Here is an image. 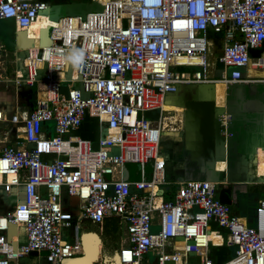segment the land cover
I'll list each match as a JSON object with an SVG mask.
<instances>
[{"label":"built area","instance_id":"built-area-1","mask_svg":"<svg viewBox=\"0 0 264 264\" xmlns=\"http://www.w3.org/2000/svg\"><path fill=\"white\" fill-rule=\"evenodd\" d=\"M91 1L102 9L61 16L48 28L50 43L28 47L23 58L13 51L14 73L5 81L34 87L36 97L30 110H0V125L10 127L0 135V194L15 199L0 212V264H18L33 251L45 264H63L82 252L81 220L110 218L124 232L121 264H264V197L249 224L219 200L218 182L168 181L161 146L176 128L162 106L178 86L264 83L249 74L264 69V0ZM49 6L0 0V21L11 18L22 31L40 14L49 17ZM212 35L221 43L210 70ZM184 57L193 61H176ZM5 63L0 43L1 69ZM86 116L98 129L97 148L76 133ZM229 119L220 115L221 126ZM259 151L264 146L255 150L256 175ZM128 163L137 164V179L124 177ZM64 193L77 199L76 217L64 209ZM68 228L72 240L64 237ZM219 246L234 253L216 263Z\"/></svg>","mask_w":264,"mask_h":264},{"label":"water","instance_id":"water-1","mask_svg":"<svg viewBox=\"0 0 264 264\" xmlns=\"http://www.w3.org/2000/svg\"><path fill=\"white\" fill-rule=\"evenodd\" d=\"M60 8L66 12L78 10L82 15L90 10H101L99 2L91 4L82 2H72L68 4H50L49 9L44 11L52 20H57L60 16ZM69 14V13H64ZM1 36L9 38L20 58L25 57L26 49L32 45V41L27 38V31H17L14 28L13 19H4L0 22ZM43 43H50L48 29H44ZM21 67V65H20ZM241 84L233 83L226 86V95L223 105L216 104L215 83H193L180 85L173 93H167L165 104L176 105L183 108L180 137L184 148L182 155L191 158L192 162L186 173L177 177V180H210L218 182V197L222 203L231 205L233 192L238 184H260L264 185V175L249 176L248 164L252 159L255 164L253 149L251 153L243 154V159H238L237 148L233 136L234 120L240 113H252L257 115V121L263 124L264 121V83L250 84L249 92L240 91ZM60 92H67V86H60ZM249 97V98H248ZM227 113L230 119L226 127L221 126L219 116ZM93 129L86 130V124ZM94 118L85 117L83 125L76 133L83 138L92 141L93 148H97L98 129L94 124ZM264 128V127H263ZM29 147L32 145L29 144ZM115 150V149H114ZM224 161L225 168L216 170V162ZM245 177L240 178L241 174ZM256 174V173H255ZM15 225L10 226L7 231L8 237L13 233ZM226 232V230H224ZM24 240V239H23ZM21 240V241H23ZM217 256L216 263L222 262L230 256V248L219 246L212 251ZM37 255L36 251L30 253ZM86 255V254H85ZM74 258V259H81ZM102 262V258H101Z\"/></svg>","mask_w":264,"mask_h":264},{"label":"crops","instance_id":"crops-1","mask_svg":"<svg viewBox=\"0 0 264 264\" xmlns=\"http://www.w3.org/2000/svg\"><path fill=\"white\" fill-rule=\"evenodd\" d=\"M48 2L49 4H68L74 2L73 0H43ZM78 0H75V2ZM64 15H72L70 14H64L60 13V16ZM3 34V31L0 30V43H2L3 38L6 39L5 36H1ZM259 54L258 50L251 49L250 55L251 57H257ZM14 56L9 54V56L6 58V63H5V68L1 69L0 68V74L3 80L0 81V110L3 111V113L6 116H11L14 114V112H21V111H26L30 110L34 106L35 102V88L34 87H28L27 85L20 84L17 85L12 81H8L5 79H10L13 76L14 73V63L13 60ZM181 61L177 62H184L183 58H179ZM188 61L192 60L190 58H185ZM193 61V60H192ZM196 61V60H194ZM8 71V72H7ZM262 83L260 79L258 78L257 81L255 82H244V83H239L241 84L239 88L240 91H243L246 93L249 92V85L250 84H256V83ZM218 83V82H217ZM219 84V83H218ZM220 85V84H219ZM222 86V85H221ZM222 88V87H221ZM33 90V91H32ZM223 93L225 94V90H223ZM169 111L171 112V108L173 105L166 104ZM182 118V117H181ZM180 118L179 113L170 114L167 113L165 122L172 123L176 125V128L174 131H166L163 136H162V151L163 155L166 158L167 161V166H166V176L168 181H173L177 180V177L180 175H183L186 173L188 169H186L187 166H189L192 162L191 158H185V156L182 155V149L184 148L183 146V141L180 137V131L182 130L183 123ZM257 115H254L252 113H240L238 117L234 120V127H233V136L235 140V145L237 148L238 154H236L238 159H243L244 155L243 154H248L252 152L255 156V150L258 147L264 146V128L263 124L257 121ZM255 158V157H254ZM255 160V159H254ZM252 159L250 158L248 161V164L251 163V166L249 168V176L251 178L255 177V164H252ZM222 162V161H218ZM216 162V170H221L217 168V163ZM224 162V161H223ZM219 168H221L218 165ZM133 174V177H132ZM245 174H241L240 178L245 177ZM124 177L126 179H137L136 175V170L132 172L128 167L126 166L124 169ZM146 177L150 178V169L148 168L146 171ZM257 184H248L249 188H253ZM165 188L169 191L172 190L171 185H166ZM262 192L260 196L258 197L259 199L264 197V185H262ZM163 189L162 188H157L156 191L157 193L161 192ZM22 194V193H21ZM167 194L170 195L168 192ZM19 195V199H20ZM237 198V191L235 189V192H233L232 196V204H235V200ZM259 199L256 200L254 207L251 209L246 208L241 206V200L240 204L237 206H232L231 204V210L234 214L238 215L239 217L245 219L249 224L253 222L254 215H255V210L258 205ZM63 207L64 209L70 211L74 217H76L77 214V199L75 197H69L64 193L63 195ZM15 199L12 195H5L4 193L0 194V212H7L10 211L12 206L14 205ZM250 210V212H249ZM112 220L106 219V223L102 225H95L92 221L84 219L81 220L78 223V236L82 245V252L73 257L72 259H67L64 261L63 264H105L104 257H103V250H104V239H105V227L109 225V222ZM106 224V226H105ZM89 226V232L88 234H83L84 228L86 229ZM15 228H13V231L15 232ZM19 232V240L24 239V235L22 233V230L18 229ZM73 229L68 228L64 230V237L67 240H72L73 239ZM95 233V234H94ZM83 235V237H82ZM95 236V238H94ZM212 238H214V241H218L214 234L210 235ZM121 238V237H120ZM13 242V240H12ZM14 244V243H13ZM121 246V243H120ZM99 247V248H98ZM100 250V251H99ZM119 253L120 249L117 248V257L119 259ZM86 254V255H85ZM28 256H37L40 259V264H45V262L42 260L41 256L37 255H28ZM81 259H74V258H80ZM102 258V262H101ZM120 262V259H119ZM36 264H39L36 262Z\"/></svg>","mask_w":264,"mask_h":264},{"label":"bare ground","instance_id":"bare-ground-1","mask_svg":"<svg viewBox=\"0 0 264 264\" xmlns=\"http://www.w3.org/2000/svg\"><path fill=\"white\" fill-rule=\"evenodd\" d=\"M104 1V0H102ZM54 20H51L46 14H40L36 20L32 22L30 26H28L25 30L27 31V38L32 41L31 47H38V46H45L48 43H43L42 40H44V29H48L51 25H54ZM184 62H187L185 57L183 58ZM30 61V60H27ZM32 61V60H31ZM37 63L36 61H33ZM249 74L251 75H258V76H264V69H253V67L249 68ZM220 85H219V84ZM218 83H215V98H216V104L217 105H223L225 101V95H226V86L223 82L218 81ZM222 85V86H221ZM225 90V94L222 91ZM163 110L169 111L168 107L166 104H163ZM182 111L183 108L173 105L171 108L172 113H179L180 118L182 117ZM173 114V115H174ZM167 115V114H166ZM182 120V118H181ZM259 154V165H258V173L259 175L264 174V153L261 151L258 152ZM225 162H218L217 163V168L218 169H224L225 168ZM218 165L221 167L219 168ZM118 221V219H115ZM105 223L107 221H104ZM103 222V224H104ZM95 225H102V224H96ZM111 224V223H110ZM106 226L105 224V239H104V250H103V257L105 264H121L118 259L117 255V248L120 249V243H121V238L119 236V228L116 229L117 231L113 233V229L111 228V225ZM118 226H119V221H118ZM95 234V233H94ZM95 238V236H94ZM99 248V247H98ZM82 251V249H81ZM100 251V250H99Z\"/></svg>","mask_w":264,"mask_h":264},{"label":"rangeland","instance_id":"rangeland-1","mask_svg":"<svg viewBox=\"0 0 264 264\" xmlns=\"http://www.w3.org/2000/svg\"><path fill=\"white\" fill-rule=\"evenodd\" d=\"M57 1H61V0H57ZM73 1L75 2V0H73ZM80 1L84 2L87 0H78L76 2H80ZM60 13H70V14L72 13V15H82L78 10L66 12L63 8H60ZM215 38L216 37L213 36L212 42H214V45L211 48V54H210V58H211L210 70L213 68V63H215V65H216V60H214V59L216 58V56H218L220 54V43L221 42H220V40H218V39L216 40ZM177 61H181V60L177 59ZM188 62H192V60H190ZM18 68H19V66H18ZM213 76L216 79H219V77H220V68L219 67L216 66L215 75H213ZM170 114H174V113L170 112ZM6 128L9 129L10 127L9 126L5 127L3 124L0 125V135H2V133H3L2 131ZM11 138H12V136H11ZM126 166L132 172H134L137 169V164H134V163H128ZM147 169H148V167H147ZM132 177H133V174H132ZM166 179H168L167 176H166ZM235 189L237 191V198L238 199L235 200V204H232V206L233 207L236 205L238 206L240 204V200H241V206L249 208V209L254 207L256 200L259 199L258 197L260 196V194L263 190V188H262V186H260V184H257L253 188H249L248 184H238L235 187ZM239 198H240V200H239ZM249 212H250V210H249ZM109 224L112 226L111 228L113 229V233H115L117 231L116 229L119 228V236L121 238L124 237V232H122V228L120 226V223L118 226V221H116L115 219H112L109 222ZM88 232H89V226L86 229L84 228L83 234H85V233L88 234ZM82 237H83V235H82ZM233 253H234V247H230V254H233ZM40 256H42V254ZM38 260H39V264H40V259L37 256H22L18 259V264H36V262L38 263Z\"/></svg>","mask_w":264,"mask_h":264},{"label":"flooded vegetation","instance_id":"flooded-vegetation-1","mask_svg":"<svg viewBox=\"0 0 264 264\" xmlns=\"http://www.w3.org/2000/svg\"><path fill=\"white\" fill-rule=\"evenodd\" d=\"M2 44L4 46L5 56L6 58L9 56V54L13 55V51L15 50L14 46L12 45L9 38H3ZM249 98V97H248Z\"/></svg>","mask_w":264,"mask_h":264},{"label":"trees","instance_id":"trees-1","mask_svg":"<svg viewBox=\"0 0 264 264\" xmlns=\"http://www.w3.org/2000/svg\"><path fill=\"white\" fill-rule=\"evenodd\" d=\"M80 2H82V1H80ZM93 1H91V0H87V1H84V2H82V3H87V4H91ZM64 4H66V3H64ZM93 10V9H92ZM2 21V20H1ZM0 21V22H1ZM262 49H264V44H263V47H262ZM33 91V90H32ZM34 104H35V102H34ZM34 107V106H33Z\"/></svg>","mask_w":264,"mask_h":264}]
</instances>
